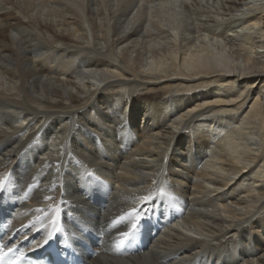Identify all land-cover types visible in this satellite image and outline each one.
Here are the masks:
<instances>
[{
	"label": "bare ground",
	"instance_id": "1",
	"mask_svg": "<svg viewBox=\"0 0 264 264\" xmlns=\"http://www.w3.org/2000/svg\"><path fill=\"white\" fill-rule=\"evenodd\" d=\"M0 181L89 264H264V0H0Z\"/></svg>",
	"mask_w": 264,
	"mask_h": 264
},
{
	"label": "snow or ice",
	"instance_id": "2",
	"mask_svg": "<svg viewBox=\"0 0 264 264\" xmlns=\"http://www.w3.org/2000/svg\"><path fill=\"white\" fill-rule=\"evenodd\" d=\"M4 189V182L3 181H0V191H2ZM133 227H135V225L133 226ZM49 242V240L48 239H45L44 241H43V245H46L47 243ZM42 245V246H43ZM119 246V245H118Z\"/></svg>",
	"mask_w": 264,
	"mask_h": 264
},
{
	"label": "rangeland",
	"instance_id": "3",
	"mask_svg": "<svg viewBox=\"0 0 264 264\" xmlns=\"http://www.w3.org/2000/svg\"><path fill=\"white\" fill-rule=\"evenodd\" d=\"M236 29L241 30L240 28H236ZM100 177L102 178V176H100ZM102 179L108 183H112L111 180H109L108 178L103 177Z\"/></svg>",
	"mask_w": 264,
	"mask_h": 264
}]
</instances>
